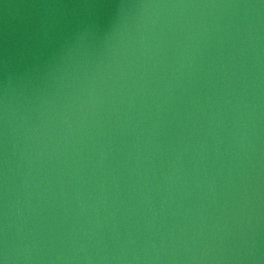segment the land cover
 <instances>
[{
    "label": "water",
    "instance_id": "water-1",
    "mask_svg": "<svg viewBox=\"0 0 264 264\" xmlns=\"http://www.w3.org/2000/svg\"><path fill=\"white\" fill-rule=\"evenodd\" d=\"M257 3L0 0V223L7 199L42 225L32 264H264V10L257 57V10L223 7ZM139 4L217 7L148 9L111 56Z\"/></svg>",
    "mask_w": 264,
    "mask_h": 264
},
{
    "label": "clouds",
    "instance_id": "clouds-1",
    "mask_svg": "<svg viewBox=\"0 0 264 264\" xmlns=\"http://www.w3.org/2000/svg\"><path fill=\"white\" fill-rule=\"evenodd\" d=\"M128 6H121L118 16L120 17L119 23L114 26L111 32L105 35V44L108 47L111 56L119 55L121 52L127 51L128 43L131 39L133 31L139 32L146 12L148 9L163 8V7H179V8H190V7H217V5H158V4H139L131 7L135 8L134 13L127 11ZM223 7L229 8H243V9H256L257 12L251 15L246 12L248 22L244 28V36L242 42H247V45L251 51H254L259 57L260 53V41H261V28L259 22L260 10H264V0H259L257 4H228ZM131 16V22L129 17ZM93 26L87 23L82 24L74 33L72 40L68 44L69 52H83L87 49L91 38L93 37ZM11 81H9V85ZM7 95V89L5 96ZM11 115L7 99L4 102V123L6 129L7 139V128L11 123ZM7 155V149H5V156ZM5 192H7V173H5ZM20 213L19 208L13 207L10 211V205L5 199L3 221L0 223V264H32L33 261L44 259L42 252V246L38 243V236H42L40 232L42 225L37 223L36 219H33L31 227H25L28 221V217H24L23 222L18 223L17 214ZM11 233V236H10ZM54 239V238H53ZM254 243V242H253ZM48 253L47 258L49 260H79L78 254L72 256H66L63 253L58 255H51L55 251L53 245H49L46 250ZM80 249H75V253H79ZM86 264H93V256L85 255L83 257ZM100 259L107 260V257H101ZM114 259H123V257H114ZM134 259L139 261L140 256H135ZM155 259H160L156 256Z\"/></svg>",
    "mask_w": 264,
    "mask_h": 264
}]
</instances>
